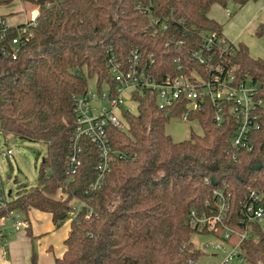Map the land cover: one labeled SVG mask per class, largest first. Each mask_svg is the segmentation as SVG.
<instances>
[{
    "label": "trees",
    "instance_id": "obj_1",
    "mask_svg": "<svg viewBox=\"0 0 264 264\" xmlns=\"http://www.w3.org/2000/svg\"><path fill=\"white\" fill-rule=\"evenodd\" d=\"M14 1L0 0V6ZM19 1L38 8L39 14L34 23L18 27L30 38L23 49L28 56L18 63L4 62L16 67L0 73V131L43 142L48 154L39 167L40 187L19 190L9 209L50 214L60 228L73 202L82 205L56 264H195L203 251L194 247L193 236L203 233L221 240L226 229L235 231L227 242L232 247L240 242V234L249 232L250 238L239 246L243 258L264 264V224H243L240 215L248 189L264 185V121L251 136L255 150L234 153V121L216 125L206 105L189 120L200 124L203 135L192 133L177 143L166 133V124L187 112L188 105L160 110L155 93L135 92L138 114L123 113L129 130L108 131L113 153L102 188L91 191L99 159L88 138L80 142L78 169L70 173L67 168L76 125L73 97L86 92L92 77L99 88L115 85L109 57L126 63L133 50L148 61L152 54L151 71L159 82L172 74L175 59L191 62L190 52L200 47L201 33L222 36L209 12L230 0ZM232 1L244 6L251 0ZM166 18L172 19L168 30L152 25ZM256 36L264 37V25ZM231 62L264 87V61L251 58L245 46L237 45ZM120 153L127 155L121 159ZM219 189L231 195L227 217L213 232L191 227V211L200 216L218 213L214 191ZM58 193L66 199L56 198ZM5 215L1 212L0 219Z\"/></svg>",
    "mask_w": 264,
    "mask_h": 264
},
{
    "label": "built area",
    "instance_id": "obj_2",
    "mask_svg": "<svg viewBox=\"0 0 264 264\" xmlns=\"http://www.w3.org/2000/svg\"><path fill=\"white\" fill-rule=\"evenodd\" d=\"M146 12L149 14V9H146ZM34 21L35 19L31 22ZM171 21V18L170 20L166 18L162 22L154 20L152 25L166 31L167 23ZM18 27H10L6 19L0 16L2 63H18L24 53V47L30 40L28 36H24L26 29ZM200 37L202 39L200 47L190 52L191 62L186 64L182 59H175L172 74H166L159 82L154 79L151 71L154 65L152 54L149 55L148 61L139 50H133L126 63L121 62L113 54L109 57L107 67L115 85L113 87L108 85L107 93L100 91L93 93L87 89L85 93L73 97L76 125L71 136L67 168L70 173H75L78 169L80 142L83 138H88L96 146L99 159L98 178L91 191L102 188L105 176L110 170L113 149L108 136L109 129L128 131L129 124L123 113L127 111L131 115L138 114L139 102L134 98L135 92L155 93L160 110L177 107L181 103L188 105L187 112L181 116L184 121H189L192 114L201 113L208 105L213 111V122L216 125L221 126L228 119L234 121L235 129L230 142L234 153L255 150V142L251 136L263 127L264 87L249 74H240L237 67L232 64L231 58L235 56L237 49L235 42H229L223 36L215 34L201 33ZM128 96L136 103V111L126 107ZM12 155L10 148L0 144V157L9 159ZM126 155L119 154L121 159ZM61 195L59 199H66V194ZM10 196L11 193L7 194L4 190L0 176V213L6 212L0 219V239L3 241L9 235L7 223L14 231L29 228L24 213L9 209L10 204L15 201ZM214 197L218 200V213L213 216H200L194 210L191 211L189 220L191 227L199 231L213 232L227 217L231 195L224 189H219L214 191ZM81 207L82 205H74L68 212L71 221L77 217ZM240 215L243 217V224L250 225L253 222L264 224V185L248 189L240 205ZM234 234L235 231L226 229L221 240L228 242ZM250 236L249 232L240 234V242L220 264H229L234 258L245 261L239 246ZM203 247L208 248L209 245L205 244ZM210 249L215 252L224 251L222 245H212Z\"/></svg>",
    "mask_w": 264,
    "mask_h": 264
},
{
    "label": "rangeland",
    "instance_id": "obj_3",
    "mask_svg": "<svg viewBox=\"0 0 264 264\" xmlns=\"http://www.w3.org/2000/svg\"><path fill=\"white\" fill-rule=\"evenodd\" d=\"M38 14V8L24 5L19 0L10 5L0 6V16H5L10 25L26 24L28 20L36 19ZM209 17L221 26L222 36L225 40L245 46L251 58L264 61V37L256 36V29L260 25H264V0H251L244 6L230 0L225 6H213ZM27 54L23 53L22 57H27ZM87 89L93 93L99 91L107 93L109 86L102 84L99 88L96 77H92L87 81ZM125 105L134 111L137 110L136 103L131 101L129 96ZM166 133L177 143L189 140L192 133L198 136L203 135L202 128L196 120L184 121L181 117L172 118L166 124ZM0 144L6 145L13 152L9 159L0 157V176L3 188L7 194L11 193V199H15L18 191L23 188L40 187L39 167L42 159L48 154V145L43 142L21 139L1 131ZM55 197L59 198L62 195L58 193ZM73 203L77 205L76 202ZM32 215L33 220H36L35 212H32ZM68 222L71 220L68 219L64 224H68ZM192 243L196 249L203 251L195 264H220L233 249L227 242L203 233L194 235ZM205 244L209 247L204 248ZM212 245H222L224 251L215 252L210 249ZM35 248L37 249V245ZM229 264L249 263L234 258Z\"/></svg>",
    "mask_w": 264,
    "mask_h": 264
},
{
    "label": "crops",
    "instance_id": "obj_4",
    "mask_svg": "<svg viewBox=\"0 0 264 264\" xmlns=\"http://www.w3.org/2000/svg\"><path fill=\"white\" fill-rule=\"evenodd\" d=\"M1 17H4L8 23L5 16ZM33 20L30 19L28 22ZM8 25L20 26L9 23ZM14 67L16 65L0 62V73L10 71ZM32 212H35L36 220H33ZM25 218L28 220L29 228L24 230L14 231L7 223L9 235L5 241L0 239V264H33L34 255L36 264H56V260L61 259L66 251L64 243L68 238L72 221L56 228L50 214L37 210H30Z\"/></svg>",
    "mask_w": 264,
    "mask_h": 264
}]
</instances>
